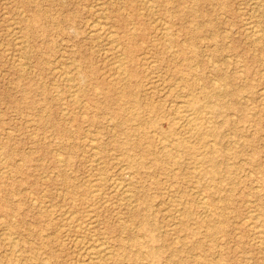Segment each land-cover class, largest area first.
I'll list each match as a JSON object with an SVG mask.
<instances>
[{
	"label": "rangeland",
	"instance_id": "374dc122",
	"mask_svg": "<svg viewBox=\"0 0 264 264\" xmlns=\"http://www.w3.org/2000/svg\"><path fill=\"white\" fill-rule=\"evenodd\" d=\"M246 23L261 31L260 49L244 31ZM95 24L99 34L91 27ZM119 60L132 74L128 81L116 77ZM184 64H191L205 91L222 82L218 73L226 75L229 90L238 92L221 100L220 115L208 124L222 135L217 155L221 173L234 171L229 183L221 181L219 193L230 199L222 210L224 232L214 242L198 224L178 227L173 210L181 198L193 197L198 184L186 155L179 158L176 178L166 179L156 170L151 174L159 182L136 179L135 189L148 197L143 195L129 210L102 188L110 207L99 208L97 228L121 254L118 233L109 228L117 230L120 220L136 230L148 202L153 245L163 247V254L137 264H264V244H256L245 223L250 210L259 214V204H264V104L259 94L264 86V0H0V264L81 262L70 216L85 214L82 201L89 198L94 175L120 176L114 141L124 136L114 125L115 90H141L145 98L165 104L168 84H174L173 92L184 85ZM151 69L154 89L144 94L141 82ZM144 114L146 121L150 115ZM244 114L246 121L241 119ZM158 126L165 130V121ZM88 138L100 143L96 167L90 166ZM227 141L238 145L235 155L224 157ZM243 141L248 146L240 148ZM259 192L263 195L258 201ZM188 207L201 215L199 202ZM137 209H142L139 219L131 215ZM170 248L180 250L174 262L168 260L173 256Z\"/></svg>",
	"mask_w": 264,
	"mask_h": 264
},
{
	"label": "bare ground",
	"instance_id": "6f19581e",
	"mask_svg": "<svg viewBox=\"0 0 264 264\" xmlns=\"http://www.w3.org/2000/svg\"><path fill=\"white\" fill-rule=\"evenodd\" d=\"M250 1L251 0H248V2ZM145 7L147 9V6ZM101 15H103V13ZM258 15L260 16L261 14L259 13ZM96 24L93 26L91 25V27L93 28V31L99 34L100 31L98 32V30L100 28L97 30ZM98 25H100V22ZM245 25L246 30L244 29V31L248 30L253 45L256 48L260 49V46H262V37L260 33L261 31H259V29L255 26H251L252 24L247 26L246 23ZM12 33L13 31L11 32V34ZM98 36H96V38ZM17 39L19 38L17 37ZM13 41L15 42L16 39ZM23 43L25 42L23 41ZM25 46L27 47V45ZM178 53L180 55L181 53H183V50H179ZM20 60H22V58ZM145 61H148V59L145 58ZM187 61L189 60L186 58L183 59V62ZM123 62L122 60H119L117 63L115 62L116 64L114 63L116 65V77L121 78V80L123 81H128V79H130V75L132 76V74L124 66ZM114 64L110 63V65ZM151 65L155 69V64ZM184 66H186L187 69V77L183 78L182 81H180V84L183 83L184 85L181 89H179V91L173 92L172 87L174 86V84H168L170 89L168 90L169 92H167L165 104L161 105L152 100H149L148 98H145L146 95L144 96L143 94H141V90L130 91L125 87L115 90L114 100L118 102V111L114 114L116 117L114 125L121 129V133L124 136L123 138L114 141V147L116 148L115 150L121 157L118 163H116V171L118 172L117 175L120 176L104 177L102 173V175H94L90 180V184H88L89 198L82 201L86 204L84 210L85 214L83 216H72L71 214L72 217L70 216V221L71 223H73L72 227L74 228V231L78 233V238L76 240L73 237V239L75 240V244L74 242L73 244L79 247L81 252L79 253L81 255V262L79 264H122L124 260L125 262L137 264L142 259L155 261L163 254V247H157L153 245L154 238L152 231L154 230V227L148 224V215L146 212L147 208H151L152 204H149L148 202H145V215L143 216L142 220L138 222L139 226L136 228V230L133 226L125 225L123 222H120V220H118V225L116 226L117 230L116 228L112 230L109 228V231L118 233V246L119 249L122 250V253L118 254L113 251V248L107 242L106 233L101 231L102 229L100 230L97 228L99 208L108 209L110 207L109 199H106L104 193L102 192V188L106 189L107 193L105 192V194H108L119 201V206H123L125 207V209L129 210L135 205V203L140 201L142 196L144 195V191L140 189L138 190V188L137 190L135 189L134 185L138 182L136 181V179L139 180V182H141L143 178H148L149 180L151 178L152 180L154 177L152 176L151 172L153 173L156 170L161 172L166 179L176 178L178 175L177 171L181 166L179 158L185 155L192 161L194 165V175L198 178V184L196 185V192L193 193V197L191 196V198H181V200L179 201V205H177L178 208L173 210L175 211L178 219V227L181 230H184L188 227L189 223L193 222L195 224H198L200 227L205 229L206 236L214 242L217 236L220 233L224 232L223 228L221 227V222L225 218L222 210L225 207L226 200L230 199L228 197H220L219 193L222 190L221 181H226V183H229V181L232 180L234 171L229 170L228 168L223 172V174L221 173L222 169L217 159V155L219 149V138H221L222 135L220 134L218 129L211 128V125L209 123L213 117L220 115L223 107L221 105V100L228 95L236 97L238 96V92L229 90V83L225 78L226 75L218 73L217 76L221 79L222 82H220L219 84H213L210 91H205L202 87L198 86V78L195 77L196 74L194 69L191 67V64H184ZM151 72L152 74H150L149 77L147 76L146 78H144V80L141 82L143 90L145 88L144 94H148L149 91L154 89L155 78L153 75V70ZM179 73L181 74L182 72ZM188 76H191L189 80ZM59 77L61 78V76ZM64 80L66 79L64 78ZM76 80H78V82H82L83 77L81 75H78L76 77ZM68 81L71 82L72 79H68ZM62 84L64 85V83ZM259 91L264 104V86ZM82 102L83 101L81 100V103ZM144 113L150 115V118L146 121L144 120L143 116L141 118V114ZM241 119L243 121H246L247 115H242ZM162 121H165L166 123L165 130H162L158 126V124L162 123ZM208 124L210 126H208ZM237 145L238 144H236L235 142L227 141L224 150L225 152H223L224 157L235 155V148ZM86 146L90 151V162L92 164H90V166L96 167L95 165H99L100 157L98 149L100 147V143L95 140L89 139V141L86 143ZM246 146H248V143L246 141H243V143L239 145L240 148H244ZM230 150L232 152H229ZM246 160L250 162V165H253L251 159ZM250 175L252 174L250 173ZM153 180L155 182H159V179ZM72 188L75 187L72 186ZM188 188H190V186ZM170 190L173 189L171 188ZM255 195L259 201V199H262L263 193L259 192ZM144 197L148 196L144 195ZM170 199H172L171 196ZM218 201H221V205L217 204ZM191 202H199L201 204L200 216H195V213L192 211V209L188 207V204ZM248 203L249 202H247V204ZM259 210V214L251 212L250 210L249 214L246 217V220H243H245L246 226L249 227V229L252 231L256 244L258 246H261L262 244H264V204H259ZM141 211L142 209L131 210V215L133 214V217H137L139 219V212ZM119 219H121V217ZM141 233L145 235L142 236ZM124 236H127V238H124ZM123 240L128 241V243H124ZM14 241L13 246L15 244ZM197 246L199 247L200 244L198 243L194 247ZM170 251L173 252V256L172 254H170L168 260L170 262H174V259L172 258H174L176 254L180 252V250L178 248H170ZM175 262L176 264H178L180 260H177ZM37 264L45 263L42 261Z\"/></svg>",
	"mask_w": 264,
	"mask_h": 264
}]
</instances>
